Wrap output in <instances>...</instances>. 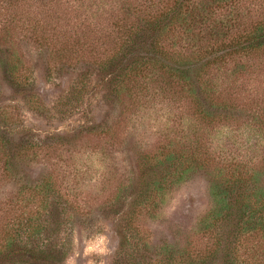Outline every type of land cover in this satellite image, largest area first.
<instances>
[{"label": "trees", "instance_id": "obj_1", "mask_svg": "<svg viewBox=\"0 0 264 264\" xmlns=\"http://www.w3.org/2000/svg\"><path fill=\"white\" fill-rule=\"evenodd\" d=\"M26 1L0 0L4 22L0 33L7 35L19 21L9 9ZM106 2L95 0V6L104 9ZM260 4V0H114L106 6L115 19L109 26L115 29L109 44L113 52L99 64L109 72L110 95L120 104L125 99L143 107L152 85L158 89L156 103L163 98L173 107L181 103L186 108L168 120L170 139L154 153L141 155L143 173L137 189L132 190L134 184L119 185L106 202L105 210L112 213L113 207L125 208V216L118 218L122 225L116 230L113 264H264V106L250 103L264 72ZM60 10L59 5L54 12ZM27 21L23 26L40 25L38 20L28 25ZM77 36L81 37L78 32ZM251 59L258 62L249 65ZM0 70L12 83L25 87L19 82L23 61L14 51L0 49ZM3 125L0 167L15 188L8 203L13 208L4 213L0 226V264H65L74 225L87 227L92 220L84 222L87 215L74 195L61 191L57 172L36 180L22 174L29 155L45 148L29 140L14 145ZM223 130L237 132L241 140L245 136L253 155L235 158L209 151ZM65 142L56 138V148ZM238 145L241 148L242 142ZM199 171L210 177L212 204L199 224L211 246L199 254L190 246L179 248L167 241L153 246L135 221Z\"/></svg>", "mask_w": 264, "mask_h": 264}, {"label": "rangeland", "instance_id": "obj_2", "mask_svg": "<svg viewBox=\"0 0 264 264\" xmlns=\"http://www.w3.org/2000/svg\"><path fill=\"white\" fill-rule=\"evenodd\" d=\"M98 1H107L108 7L114 0ZM51 2L27 0L20 8L9 9L19 21L7 35L0 33V49L14 51L23 61L19 82L25 87L12 83L0 70V127L7 125L14 145L29 140L45 148L29 155L22 174L36 180L57 172L61 191L74 195L87 215L84 222L92 220L87 227L74 225L65 264H113L119 241L116 230L122 225L118 218L125 216V208L113 207L112 213L105 210L106 202L119 185L134 184L132 190L137 189L143 173L141 155L154 153L170 139L168 120L186 108L181 103L173 107L163 98L156 103L158 89L152 85L143 107L125 99L121 104L116 101L110 95L109 72L99 64L113 52L111 8H96L95 0ZM260 2L258 9L264 10V0ZM59 5L61 10L54 12ZM25 20L27 25L36 20L40 25L23 26ZM257 62L251 59L249 65ZM260 73L250 103L264 106V72ZM237 136L223 130L209 151L235 158L253 155L246 148V137ZM58 137L64 142L70 139L56 148ZM209 186L207 172L190 174L161 204L139 215L136 226L153 246L167 241L179 248L190 246L198 254L205 252L212 240L199 223L211 208ZM14 188L0 167V226L4 213L13 208L8 203Z\"/></svg>", "mask_w": 264, "mask_h": 264}]
</instances>
